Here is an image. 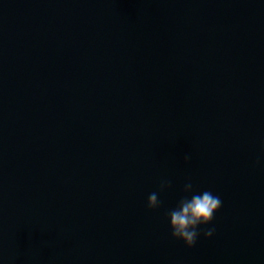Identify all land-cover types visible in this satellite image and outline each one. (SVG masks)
<instances>
[{"label":"water","instance_id":"1","mask_svg":"<svg viewBox=\"0 0 264 264\" xmlns=\"http://www.w3.org/2000/svg\"><path fill=\"white\" fill-rule=\"evenodd\" d=\"M262 140L264 0H0V264H264Z\"/></svg>","mask_w":264,"mask_h":264},{"label":"clouds","instance_id":"2","mask_svg":"<svg viewBox=\"0 0 264 264\" xmlns=\"http://www.w3.org/2000/svg\"><path fill=\"white\" fill-rule=\"evenodd\" d=\"M260 149L264 152V140L260 142ZM189 159L190 156H184L185 163H188ZM170 186V181H162L159 192L165 191ZM183 192L186 195L182 196L175 207L166 213V219L171 237L182 241L186 247L191 248L201 234L205 239L213 235L214 228L205 229L201 226L208 225L212 221L213 215L221 207L222 201L211 191L195 192L190 180L185 183ZM146 206L149 210L160 207L158 192H153L148 196Z\"/></svg>","mask_w":264,"mask_h":264}]
</instances>
